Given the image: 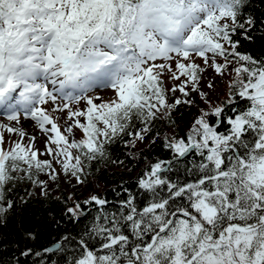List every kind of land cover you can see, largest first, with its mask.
<instances>
[{"label": "snow or ice", "instance_id": "snow-or-ice-1", "mask_svg": "<svg viewBox=\"0 0 264 264\" xmlns=\"http://www.w3.org/2000/svg\"><path fill=\"white\" fill-rule=\"evenodd\" d=\"M248 5L0 0V222L18 184L45 197L60 177L83 184L111 145L155 144L157 120L191 110L184 135L162 138L171 159L151 163L137 193L124 188L111 208L69 195L63 216L79 230L0 264H264V56L241 50L259 30ZM208 69L227 78L223 99L202 90ZM84 205L98 206L87 223Z\"/></svg>", "mask_w": 264, "mask_h": 264}, {"label": "trees", "instance_id": "trees-1", "mask_svg": "<svg viewBox=\"0 0 264 264\" xmlns=\"http://www.w3.org/2000/svg\"><path fill=\"white\" fill-rule=\"evenodd\" d=\"M247 11L257 19L259 30L253 32L252 41L242 40L241 50L257 57L264 56V26L259 24L260 21H264V0H249ZM187 108L181 107L174 113L176 124H171L167 118L155 122L152 135L157 132L160 134L155 144L150 143L152 139L150 136L144 147L132 151L126 148L122 141L111 145L108 160L93 162L89 174L83 178L84 183L79 193L69 194L63 189H58L55 192L49 191L48 196L45 197L36 194L34 188L27 182L18 184L11 194L15 200V208L3 222H0V258L10 260L13 255L19 256L21 249L29 247L34 251L41 250L66 231L75 234L79 230L77 224H73L63 216L65 207L72 203V201L65 203L69 195L83 203L90 195L99 194L112 202L108 205V208H111L120 198L117 193L127 195L123 192L124 188L134 194L137 193L139 191L137 180L142 172L158 159H171V153L163 147L162 138L166 136V129L171 131L169 135L173 131L178 135H184L179 124L185 117ZM113 160L123 161V164L112 163ZM184 163L186 164L187 161ZM84 208L86 210L84 223H87L96 214L98 206L84 205ZM28 231L35 232L37 239H27ZM19 259L24 264H33L34 260H39L37 257H19Z\"/></svg>", "mask_w": 264, "mask_h": 264}, {"label": "rangeland", "instance_id": "rangeland-1", "mask_svg": "<svg viewBox=\"0 0 264 264\" xmlns=\"http://www.w3.org/2000/svg\"><path fill=\"white\" fill-rule=\"evenodd\" d=\"M197 63H201L202 61L197 60ZM209 82H213L215 89H209L207 87ZM227 78L225 77L224 79H221L219 76H217L214 71L212 69H208L206 72L203 73V78L201 80V88L203 91L208 92L209 95L211 96V98L213 100L220 98L223 99L224 98V93L226 92V84H227ZM165 83L167 87H171L172 85V81L167 80V78H165ZM99 94H101L105 99H108L109 97H111L113 95V93L110 90H99ZM191 110L189 108H187V113L185 115V117L183 118V120L180 122V128L181 131L184 133V120L187 118L189 112ZM25 128L27 129V131H29L30 133L33 131L31 125L29 123L25 124ZM171 132L169 129L165 130V135H169L168 133ZM37 135H40V133L37 130ZM79 135V134H78ZM170 136V135H169ZM9 137L15 139V135L11 134V133H5V140L7 141L9 139ZM147 143V140L142 143V144H138L136 149L142 148L145 146V144ZM82 186V184H76L75 180H72L71 182H69L65 177H60L58 179L57 182L53 183L50 181V188L49 191L51 192H55L58 189H63L65 190L67 193L72 194V193H79V189ZM82 188V187H81ZM34 192L36 194H40L39 190L34 189ZM87 192V191H85ZM74 195V194H73Z\"/></svg>", "mask_w": 264, "mask_h": 264}]
</instances>
